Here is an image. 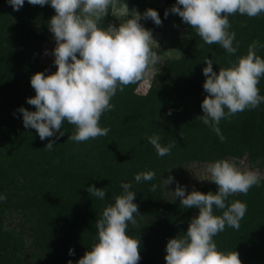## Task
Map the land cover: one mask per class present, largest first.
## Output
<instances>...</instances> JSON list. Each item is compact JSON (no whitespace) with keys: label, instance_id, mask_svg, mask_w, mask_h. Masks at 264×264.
I'll return each mask as SVG.
<instances>
[{"label":"trees","instance_id":"16d2710c","mask_svg":"<svg viewBox=\"0 0 264 264\" xmlns=\"http://www.w3.org/2000/svg\"><path fill=\"white\" fill-rule=\"evenodd\" d=\"M125 1L142 10L155 9L161 20L165 18V11L149 0ZM176 2L167 0L165 9ZM21 9L23 15L16 20L13 7L0 0V197H5L0 200V264H77L97 242L95 223L122 193V182L131 183L141 214L136 217L137 227L129 224V235L141 242L139 264H166L168 240L186 234L190 220L199 215L198 209L183 208L180 198H166L164 180L169 175L190 162L231 158H245L264 169V103L222 119L223 142L196 119L203 115L201 104L207 96L203 89L207 58L219 73L220 68H229L247 55L249 45L258 40L261 47L256 54L264 59V13L255 18L239 13L229 17V31L235 33L233 46L238 45L234 55L218 44H204L177 14V23L188 36L181 58L161 66L141 102L134 94L137 84L126 86L123 92L117 90L111 100L114 109L100 120L101 127L110 129L107 136L77 143L68 140L76 129L67 121L61 128L63 136L57 133L42 141L35 129L24 127L23 117L13 116L18 106L35 111L27 103L31 77L57 70L42 62L43 45L51 34L48 22L55 10L50 4L33 6L27 0ZM141 23L150 31L161 29L151 20ZM101 27L106 29L103 22ZM258 88L264 96V77ZM31 94L36 95L34 89ZM153 135L160 137L162 146L173 145L169 155H157L148 142ZM51 140L55 145L48 150L45 147ZM146 171H154L155 178L137 183L134 176ZM153 184L158 185L154 192L150 191ZM92 185L104 188L103 200L87 192ZM196 191L215 193L218 188L213 183ZM236 200L246 203L247 212L239 230L226 226L214 237L218 250L237 251L242 264H264V176L259 186L246 195L230 196L227 203ZM14 214L23 218L21 226L29 228L31 243L7 229V219ZM214 214L222 215V210L214 208ZM70 249L74 255H69Z\"/></svg>","mask_w":264,"mask_h":264},{"label":"clouds","instance_id":"9594fccd","mask_svg":"<svg viewBox=\"0 0 264 264\" xmlns=\"http://www.w3.org/2000/svg\"><path fill=\"white\" fill-rule=\"evenodd\" d=\"M27 2L33 6L50 4L55 10L48 27L55 39L51 54L57 70L49 75L37 72L31 77L36 95L29 97L27 103L34 106L35 111L18 109L24 127L35 129L42 141L57 133L63 136L61 128L65 121L76 129L68 140L80 143L107 136L110 129L101 127L100 120L105 112L114 109L111 100L117 90L123 92L126 86L146 83L151 67L160 62L161 57L152 48L153 34L141 23V20H151L161 26L158 11L149 8L143 13L134 9L130 12L126 6V21L119 27L109 25L104 29L101 22L110 8L115 9L117 0ZM7 3L14 11H19L25 0H7ZM169 13L178 14L204 44H218L234 55L238 45L233 46L235 33L229 31V17L239 13L255 18L264 13V0H177L173 7L165 10V18ZM259 47V41H253L247 55L239 57L229 68H220L219 73L213 69L212 59L205 60L203 89L207 96L201 104L203 115L196 119L216 132L221 142L225 139L219 128L222 119H230L264 103L258 88L264 77V59L256 54ZM159 140L157 135L148 138L158 156L169 155L173 145L162 146ZM54 145L55 140H51L45 148L51 150ZM206 171L210 175L205 180L217 185L215 193L196 190L187 193L186 187L177 182L175 198H180L185 209H198L199 215L190 220L186 234L168 240L166 264H242L237 251L218 250L214 237L226 226L239 230L247 205L239 200L229 204L228 198L237 193L246 195L253 186L260 185L261 176L256 171H242L227 159L209 163ZM154 178V171L134 176L137 183ZM174 179L169 175L164 183L170 185ZM157 187L153 184L150 191L154 192ZM121 188L123 191L114 197V204L105 207L95 223L97 242L77 264H139L141 242L129 235V224L137 227L136 217L141 214L134 203L136 193L131 191V183L122 182ZM86 190L91 197L101 200L106 197L104 188L92 185ZM3 199L5 197H0ZM214 208L222 210V215H215ZM74 254V249H70L69 255Z\"/></svg>","mask_w":264,"mask_h":264},{"label":"rangeland","instance_id":"374dc122","mask_svg":"<svg viewBox=\"0 0 264 264\" xmlns=\"http://www.w3.org/2000/svg\"><path fill=\"white\" fill-rule=\"evenodd\" d=\"M149 3H151L153 6H156L162 10H166V4L167 0H149ZM129 11L131 12L133 9L143 13L146 11L142 10V8L138 4L129 3L125 0H117V4L115 9L110 8L109 14L103 19V24L105 25L106 29L109 27V25H114L116 27H119L121 22H125L127 19V7ZM22 9L19 11L14 12V17L16 20L21 19L20 17L22 14ZM129 19L131 16L128 17ZM50 19V18H49ZM48 18H46V21H49ZM101 22V23H102ZM142 22V20H141ZM38 25V22H35V26ZM36 28V27H34ZM153 34L154 40L156 42H153L152 48L153 51H156L158 55L161 57L160 62L151 67V76L146 78V83L137 84L135 86L134 94L138 98L139 102H141L140 97L146 96L149 92V90L152 87V84L154 83L155 77L157 74H159L161 66L168 60H177L180 59L181 56L184 53V50L186 48V42H187V33L186 29L178 25L177 23V14L169 13L167 18H162V25L161 29L158 31H151ZM55 39L53 34L51 33L46 37V40L43 45L42 49V62L45 64H52L54 65L53 61L55 59L54 55L51 54L52 50L55 48ZM48 54H45V53ZM139 89V90H137ZM28 90L30 93L29 97H32L31 93L33 92V88L30 85L28 86ZM115 97V96H114ZM114 97L112 100H114ZM186 103H189V101L186 99ZM183 105H185V109L188 107L185 102H183ZM18 108H15L16 110L13 111L14 118L22 117V114L18 111ZM190 108V106H189ZM230 162L234 163L236 167L243 170H251L256 171L260 174L261 177L264 176V169H262L259 166L252 165L247 159H230ZM212 162H201V161H194L190 162L187 165H185L180 170L176 171L174 175H172L175 179L173 183L170 185L164 186L165 190V196L167 199L172 200L175 199V189L177 187V182L180 186L186 187V192L190 193L193 190L201 189L205 186L213 184L212 182L205 180L209 177V173L206 171L207 165ZM23 220L22 217H18L17 214H14V216H10L7 219V229L8 230H15L16 233H19L20 235H23L27 238L26 243H31L32 238L28 235L29 228L26 226H21L20 223ZM26 244V245H27ZM31 248V247H29Z\"/></svg>","mask_w":264,"mask_h":264}]
</instances>
